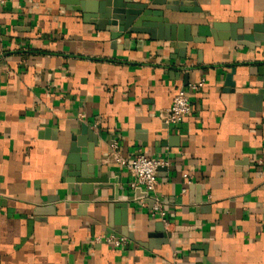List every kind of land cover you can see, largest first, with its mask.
<instances>
[{"label": "crops", "instance_id": "obj_1", "mask_svg": "<svg viewBox=\"0 0 264 264\" xmlns=\"http://www.w3.org/2000/svg\"><path fill=\"white\" fill-rule=\"evenodd\" d=\"M99 1L0 8V264H264V102L244 104L262 87L264 45L179 44L164 33L112 40L89 12ZM133 2L165 24L218 25L222 35L258 26L264 36V0H195L187 11ZM202 80L190 114L168 125L160 115L176 93ZM96 138L104 188L84 201L67 181ZM112 142L126 159L143 152L168 163L146 207ZM156 200L166 223L151 212ZM122 232L133 236H122L126 245L96 242Z\"/></svg>", "mask_w": 264, "mask_h": 264}, {"label": "water", "instance_id": "obj_2", "mask_svg": "<svg viewBox=\"0 0 264 264\" xmlns=\"http://www.w3.org/2000/svg\"><path fill=\"white\" fill-rule=\"evenodd\" d=\"M153 5H166L168 9L173 11H187L195 6V0H149ZM89 12L94 13L92 18L96 21L98 28L108 30L111 33L112 40H117L125 34L143 33L150 34L153 39L162 37L164 33L165 39L182 43H199L203 38L213 37L214 39H231L239 43L248 41L256 43L257 47L264 45V36H261V28L255 26L252 34L238 35L234 30L229 35H222L220 29L222 26L215 25L214 29L209 27L191 28L188 26H180L174 24H165L162 20L160 12L148 10V3H134L133 0H100L98 5H93ZM224 27V26H223ZM197 31V32H196ZM164 37V36H163ZM258 71V67H253L252 72ZM236 70H233L227 78V86L235 89L232 77ZM262 87L258 89L256 94L244 95V104L250 102L254 105V109L261 110L264 102V76H262ZM89 134V133H88ZM85 137V136H84ZM98 138L94 140V145H90V157L88 156L82 163H77L75 171L71 173V178L67 181V194L75 192L82 196V200L87 201L94 189H102L103 178L96 175V160L91 156V151L98 143ZM83 139L79 138V144ZM78 152L75 144L72 145V153ZM72 154L68 160L71 164ZM146 194H144L145 196ZM115 205V204H114ZM117 208H125L124 215L127 213V204H116ZM126 226V221H123ZM162 230V229H161ZM112 231V230H111ZM127 236L131 240L133 236L122 232L118 237Z\"/></svg>", "mask_w": 264, "mask_h": 264}, {"label": "built area", "instance_id": "obj_3", "mask_svg": "<svg viewBox=\"0 0 264 264\" xmlns=\"http://www.w3.org/2000/svg\"><path fill=\"white\" fill-rule=\"evenodd\" d=\"M6 2L7 0H0V8L5 6ZM204 85L205 82L202 80L198 83L189 84L187 88H181L174 96L171 106L166 111L162 112L160 117L170 126L181 124L191 112L192 105L190 93L198 92ZM110 148L113 160L124 167L131 176V187L133 189H140L146 194V201L143 203L144 207H146L147 200L158 185V173L160 169L166 167L168 163L163 159L148 157L143 152L138 153L132 159H126L120 153V145L118 142H112ZM151 212L153 215H158L163 222H167V211L158 200L151 206ZM96 242H104L118 248L128 244V239L111 234L106 237L96 238Z\"/></svg>", "mask_w": 264, "mask_h": 264}]
</instances>
